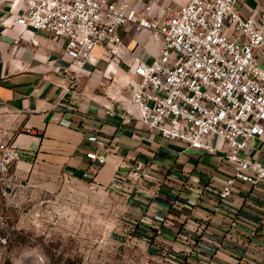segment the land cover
I'll return each mask as SVG.
<instances>
[{"label":"crops","instance_id":"1","mask_svg":"<svg viewBox=\"0 0 264 264\" xmlns=\"http://www.w3.org/2000/svg\"><path fill=\"white\" fill-rule=\"evenodd\" d=\"M241 5L249 15L264 1L242 0ZM2 20L0 142L11 140L23 148L14 169L20 177L71 175L100 192L120 193L128 201V225L137 220L148 240L161 227L156 235L161 252L167 246L174 255L190 251V264H264V184L237 181L222 201L219 193L233 166L220 151L211 155L164 138L140 118L128 86L131 54L121 60L97 49L98 63L81 66L47 35L33 36ZM123 43L149 60L158 52L153 39L144 43L132 33L123 32ZM93 134L102 147L88 140ZM215 143L228 147L223 140ZM251 145L250 156L264 163V136ZM90 151L105 153L106 163L96 166ZM136 159L145 162L152 177L142 182L128 177ZM118 176L125 185L114 183Z\"/></svg>","mask_w":264,"mask_h":264},{"label":"built area","instance_id":"2","mask_svg":"<svg viewBox=\"0 0 264 264\" xmlns=\"http://www.w3.org/2000/svg\"><path fill=\"white\" fill-rule=\"evenodd\" d=\"M241 4L187 0L166 13L141 12L132 0H13L11 15L2 21L22 26L33 36L47 35L81 66L98 63L97 49L121 60L131 54L128 86L140 118L164 138L182 140L211 155L220 151L234 169L219 193L224 201L237 181L253 187L264 184V163L249 154L252 140L264 136V5L245 15ZM123 32L137 41L157 42L153 59L131 53ZM215 139L228 147H220ZM88 140L102 147L97 134ZM22 151L11 140L0 142L4 175ZM87 156L96 166L107 160L97 151ZM128 177L142 182L152 176L145 162L136 159ZM123 180L118 176L114 183L125 185ZM155 189L158 193L160 182ZM156 218L165 222L161 215ZM154 231L162 233L161 227Z\"/></svg>","mask_w":264,"mask_h":264},{"label":"rangeland","instance_id":"3","mask_svg":"<svg viewBox=\"0 0 264 264\" xmlns=\"http://www.w3.org/2000/svg\"><path fill=\"white\" fill-rule=\"evenodd\" d=\"M185 1L137 6L173 13ZM12 2L0 0L1 20ZM14 169L15 163L5 175L0 171V264H190V251L161 252L157 233L148 240L137 220L128 225V201L120 193L100 192L71 175L16 177Z\"/></svg>","mask_w":264,"mask_h":264}]
</instances>
